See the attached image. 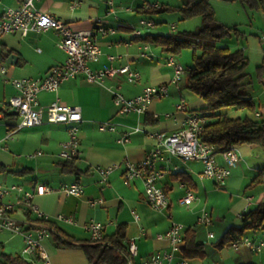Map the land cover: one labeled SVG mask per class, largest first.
Returning a JSON list of instances; mask_svg holds the SVG:
<instances>
[{"label":"crops","instance_id":"obj_1","mask_svg":"<svg viewBox=\"0 0 264 264\" xmlns=\"http://www.w3.org/2000/svg\"><path fill=\"white\" fill-rule=\"evenodd\" d=\"M19 4L20 0H0V17L7 8H16ZM151 4L159 6L146 0L35 1L40 11L68 24L72 30L95 31L98 27L112 30L105 35H95L100 55L96 62L90 64L92 68L128 65L139 74L133 82H128L125 75H116L105 79L102 85L88 83L82 75H78L63 81L54 92L38 93L40 104L56 101L80 108L79 155L71 160H62L57 156L61 142L68 138L65 124L44 121L37 126L14 130L20 118L6 106L8 99L16 94L11 82L13 79L43 77L50 67L64 61L65 53L56 46L57 32L50 29L28 32L23 36L14 31L0 36V64L6 69V73L0 76V185H18L23 190H32L37 184L52 188L32 198V203L47 216L53 231L52 236L41 240L50 264H90L80 247L57 246L54 239L57 234L61 239L76 244L90 242V233L85 229L90 220L102 224L101 237L104 239L113 236L118 228L123 230L122 244L125 247L127 240L134 238L137 251L130 259L126 254L127 264H141L150 253L169 251L168 240L160 235L172 223L184 226L183 242L176 258L184 257L186 240L194 237L203 251L184 257L191 264L195 259L204 264L208 250L218 251L219 264H264V246L259 252L243 246L245 250L239 248L235 250L237 253L226 254L223 250L228 245H219L221 237L231 226L240 225L242 212L264 203V146H234L239 161L221 185L201 176L202 164L198 161L182 160L176 156L158 161L156 165L162 170V176L157 184L169 199V206L164 211L154 210L146 202L141 179L132 181L129 186L123 184L125 161L136 163L145 156L155 144L152 133L169 134L182 127L185 114L175 109L178 102H184L198 113L205 106L200 97L186 89L184 77L177 84L172 82L173 70L166 64L170 54L159 45L142 39L147 35L183 38L181 32L184 30L176 31L174 23L169 25L168 30L163 28L164 19L172 15L162 14L158 16L160 21H156L152 14L145 11V6ZM141 20L151 22L152 26L141 25ZM233 26L237 28L236 24ZM134 31H139L141 38L136 39ZM240 32L235 38L238 40L243 35L246 45L239 47V41H236V45L226 47L244 49L249 60L247 71L252 67V71H248L251 77L249 96L255 105V113H259L264 120V31L260 35L257 32ZM10 55L14 58H9ZM174 58L179 62L177 56ZM161 84L167 85L168 95L153 99L145 113L120 114L113 103L111 90L120 92L125 98H132L146 86ZM237 113L243 115L245 111ZM103 121L113 124L114 130H99L98 124ZM125 135L127 141L122 142ZM36 151L41 154L30 157ZM216 159L222 164L219 153ZM111 164L118 166L108 174L106 183H100L97 167ZM71 183L81 186L79 195H69L60 189L62 184ZM186 190L194 194V200L187 207L178 203ZM92 200L100 202L91 204ZM4 201L13 204L11 216L18 223L26 225L36 219V215L20 201L17 191L6 194ZM202 210L210 214L209 225L197 222ZM217 231L221 236L215 240ZM209 232L212 237H208ZM244 237L264 241V229L246 231ZM22 248L21 234L0 231V260L6 255L20 258L23 262L18 264H37L36 257L25 258L21 254Z\"/></svg>","mask_w":264,"mask_h":264},{"label":"built area","instance_id":"obj_2","mask_svg":"<svg viewBox=\"0 0 264 264\" xmlns=\"http://www.w3.org/2000/svg\"><path fill=\"white\" fill-rule=\"evenodd\" d=\"M36 0H20L16 8H7L0 17V36L6 33L19 31L23 36L28 32H42L55 30L58 34L56 46L65 53L64 61L49 68L45 76L39 78H19L13 79L12 85L16 94L10 97L6 106L15 112L20 120L14 130L24 127H33L42 124L44 121L50 124L62 123L67 126L68 138L61 142L57 153L59 159L71 160L79 155L78 131L81 122V113L78 106H68L54 101L48 104H40L37 96L41 91L54 92L60 84L70 78L82 75L88 83L102 85L105 79H112L116 75H125L128 82H133L139 78V74L124 65L118 68L103 66L92 68L91 63L98 60L100 48L96 43L95 35H105L112 30L98 27L93 30H72L68 24L58 20L52 15L40 11L36 5ZM79 0H76L78 3ZM157 7L155 4L146 5L145 8ZM141 25L152 26L151 22L141 20ZM171 29H173L171 27ZM135 37L139 31H134ZM166 64L173 70L172 82L177 84L182 81L185 74V67L170 55L166 59ZM6 73V69L0 64V76ZM113 103L118 107L120 114L145 113L148 105L155 98L168 95L167 85L146 86L143 91L132 97L125 98L120 92L111 90ZM175 109L183 112L185 118L182 127L174 132L165 134L154 132L151 136L155 139L154 146L148 150L145 156L138 162L125 161L122 173L123 184L129 186L132 181L141 179L146 202L157 211H164L169 206V199L162 188L157 184L162 176V170L156 163L164 160L167 156H176L182 160H194L202 164L201 176L213 180L217 185H221L225 178L229 176L231 169L238 163L239 157L235 147L230 146L219 153L222 164H219L214 152V146L206 144L199 139V134L205 122V118L200 113L188 108L180 101L175 105ZM259 116V113H255ZM98 128L101 131L114 130V125L108 121L99 122ZM12 132V131H11ZM122 142L127 141L126 135ZM40 151L30 154V157L40 155ZM118 166L111 164L106 167H97L100 176V183L107 182L108 174ZM60 189L69 195H79L82 188L78 183L62 184ZM19 193V199L26 205L30 213L36 215L34 221L27 222L26 225L15 221L11 213L14 210L13 204L4 201V196L10 191ZM52 188L44 184H37L32 190H23L21 186L12 185L5 187L0 185V231L8 230L23 237V248L21 254L26 258L38 259L37 264H50L48 257L41 244L43 238H48L53 233L52 228L45 224H37V217H46L33 203L35 195H42L51 191ZM194 200V194L190 190L178 199V203L187 207ZM100 200H92L91 204H96ZM58 218L62 216L58 215ZM136 217V215H135ZM240 217V216H239ZM198 223L209 225L211 223L210 214L202 210L197 218ZM85 229L90 233L91 240H98L101 237L102 224L90 220L85 225ZM184 226L181 223H172L170 227L160 236L166 238L170 244L169 251H156L150 253L141 264H191L184 257H175L180 251L183 242ZM212 237V233H208ZM234 250L241 246H246L252 251L259 252L264 246V241L253 240L248 237L236 240L229 245ZM137 245L134 238L127 240V255L129 259L136 254Z\"/></svg>","mask_w":264,"mask_h":264},{"label":"trees","instance_id":"obj_3","mask_svg":"<svg viewBox=\"0 0 264 264\" xmlns=\"http://www.w3.org/2000/svg\"><path fill=\"white\" fill-rule=\"evenodd\" d=\"M249 10H262L264 0H238ZM165 10H176L181 20L193 16L200 17V25L194 31L181 32L177 36L147 35V42L162 47L170 55L179 56L184 49L190 50L191 65L185 68L184 83L187 90L200 97L205 106L200 115L205 122L199 139L214 146V152L221 153L230 146L239 144H259L264 146V120L255 115V105L249 96L251 77L247 71L249 60L243 48L230 49L216 45L225 37H238L241 32L219 22L208 0H184L182 7L157 6L145 8L148 14ZM136 39L141 38L136 36ZM260 68V66L258 67ZM257 68V69H258ZM228 110H244L243 115H229ZM240 225L231 226L221 237L219 245H230L244 238L246 231L264 229V203L255 209L240 214ZM37 222L50 227L49 221L37 218ZM53 233H51V236ZM123 230L118 228L108 239L76 244L61 239L55 234L57 246L80 247L90 264H127V247L122 244ZM202 245L194 237L186 240L184 257L202 253ZM20 258L3 255L0 264H18ZM250 264V263H247Z\"/></svg>","mask_w":264,"mask_h":264},{"label":"rangeland","instance_id":"obj_4","mask_svg":"<svg viewBox=\"0 0 264 264\" xmlns=\"http://www.w3.org/2000/svg\"><path fill=\"white\" fill-rule=\"evenodd\" d=\"M149 3H157L160 6H172V7H180L181 3H184V0H146ZM215 18L221 22L225 23L228 26H233L234 24L237 25V28L240 31H243L245 34H248L250 32H257L259 35L261 31H264V12L262 10H249L247 7L243 6L238 0H208ZM172 15L171 18L164 19L163 25L165 29L168 30V27L170 24L174 23L176 25V31H194L199 25H200V17L193 16L188 19L181 20V15L179 11L174 10H165L158 13H152L153 19L156 21H160V15ZM180 15V18L178 19V16ZM162 23V22H161ZM260 29V30H258ZM242 38L236 39L235 37H225L222 39H219L216 41V45L218 46H230V45H236L235 42L239 41L237 46L241 47L242 45H246V38L243 40ZM264 42V41H263ZM184 51V53H183ZM181 54L178 57V60L183 65L189 67L191 65V56H190V50L184 49ZM248 71H252V67L248 69ZM229 115H238L237 111L229 112ZM214 231V229H212ZM217 236L215 240H218L221 234L219 231L216 232ZM217 242V241H216ZM240 250H245V247L241 246ZM226 254H233L237 253L233 248L230 246H226L223 250V253ZM206 259L203 261L204 264L207 263H220L218 251L214 250H208L206 252ZM193 264H200V261L195 259L192 261Z\"/></svg>","mask_w":264,"mask_h":264},{"label":"bare ground","instance_id":"obj_5","mask_svg":"<svg viewBox=\"0 0 264 264\" xmlns=\"http://www.w3.org/2000/svg\"><path fill=\"white\" fill-rule=\"evenodd\" d=\"M37 218H39L41 220H46V217H37ZM37 224H42V223L37 222Z\"/></svg>","mask_w":264,"mask_h":264},{"label":"water","instance_id":"obj_6","mask_svg":"<svg viewBox=\"0 0 264 264\" xmlns=\"http://www.w3.org/2000/svg\"><path fill=\"white\" fill-rule=\"evenodd\" d=\"M9 58H11V59H12V58H14V56H13V55H10V56H9Z\"/></svg>","mask_w":264,"mask_h":264}]
</instances>
